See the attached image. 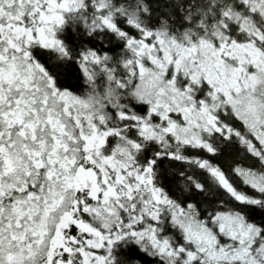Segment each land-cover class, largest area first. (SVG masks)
Wrapping results in <instances>:
<instances>
[{
    "label": "snow or ice",
    "instance_id": "snow-or-ice-1",
    "mask_svg": "<svg viewBox=\"0 0 264 264\" xmlns=\"http://www.w3.org/2000/svg\"><path fill=\"white\" fill-rule=\"evenodd\" d=\"M0 264H264V0H0Z\"/></svg>",
    "mask_w": 264,
    "mask_h": 264
}]
</instances>
